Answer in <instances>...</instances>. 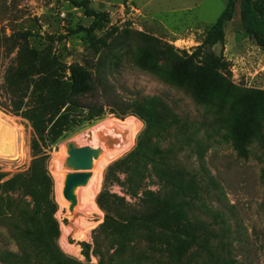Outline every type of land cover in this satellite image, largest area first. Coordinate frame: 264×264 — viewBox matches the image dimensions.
I'll list each match as a JSON object with an SVG mask.
<instances>
[{
    "label": "rangeland",
    "instance_id": "374dc122",
    "mask_svg": "<svg viewBox=\"0 0 264 264\" xmlns=\"http://www.w3.org/2000/svg\"><path fill=\"white\" fill-rule=\"evenodd\" d=\"M81 1L0 0V95L3 96L0 119L16 129L19 151L14 159L0 158V172L7 174L4 181L28 171L34 159L31 124L8 111V101L1 89L5 71L16 55L9 53L10 46L5 47L4 37L30 30L42 41L52 38L54 52L68 63L79 62L90 67L96 76V88L82 96V105L98 103L107 110L106 116L84 123L48 153L46 164L54 181L51 195L58 206L55 214L60 228L55 241L58 250L83 264H98L99 258L92 249L89 258L84 255V243L93 244L96 236L100 243L108 241L105 234L94 233L106 218L100 207L99 213L86 216L92 223L88 232L76 235V218L68 215L67 208L58 199V180L52 166L60 158L62 145L100 123H108L111 118L136 117L138 123L127 148L106 159L96 201L103 190L125 196L126 173L119 171V163L136 147L144 123L136 115L123 119L116 112L125 110L136 97L158 95L190 127L205 124L190 140V145L185 144L187 147L178 152L177 161L203 178L204 190L194 201L193 215L210 224L216 235L209 251L198 246L193 248L184 264H264V182L261 178L264 142L259 141V136L264 134V97L255 93L264 91V48L244 27L240 1H236L235 15L225 26V43L213 46L204 43L206 33L229 0H89V8L99 16L97 20L77 5ZM96 21L99 28L94 32L96 38L109 40L115 36L111 49L102 52L101 64L88 33ZM135 32L168 43L180 56L186 51L194 64L205 63L209 69H184L172 59L158 60L159 53L148 54L140 48ZM144 55L156 62L154 68L135 63ZM173 75L176 81L171 82ZM219 75L226 80L218 79ZM250 117L256 121L250 125L255 137L250 144L245 142L241 146L243 143L238 138L246 133ZM243 150L246 154L241 153ZM200 151L205 153L203 160L199 158ZM157 181L156 177L145 179L153 189L158 188ZM25 199L28 200L16 195L13 209L24 208ZM7 202L5 194L0 192V252H20L8 230L7 214L13 209L8 210ZM118 242L112 247L116 264H168L166 254L156 244L151 246L139 240L128 244ZM0 264L13 262L0 261ZM25 264L40 263L32 260Z\"/></svg>",
    "mask_w": 264,
    "mask_h": 264
},
{
    "label": "trees",
    "instance_id": "16d2710c",
    "mask_svg": "<svg viewBox=\"0 0 264 264\" xmlns=\"http://www.w3.org/2000/svg\"><path fill=\"white\" fill-rule=\"evenodd\" d=\"M236 1L229 0L227 7L207 31L206 45L225 43V26L235 15ZM239 1L244 27L264 48V0ZM77 3L96 20L99 19L98 14L89 8V0ZM97 29L96 21L88 33L95 54L100 55L98 63L101 64V54L111 49L115 36L109 40L96 38L94 32ZM135 33L139 36L140 48L148 54L159 53L161 58L158 60L167 62L172 59L184 69H209L208 64H194L186 51L180 56L168 43L143 32ZM4 39L5 47L10 46L9 53L16 55L5 71L1 89L8 101V111L31 124L34 159L28 171L15 174L8 180L4 181L7 174L0 172V192L8 199L9 211L14 207L16 195L28 198L25 199L24 208L17 209L16 206L7 214L8 230L20 252L1 251L0 261H11L13 264H25L32 260L40 264H83L59 251L55 245L60 235L59 223L55 218L58 206L51 195L54 181L46 159L51 148L66 135L84 123L106 116L104 105L93 103L84 106L81 102L82 96L95 90L96 76L88 65L68 63L57 55L53 50L54 40L50 37L42 41L32 31L26 30ZM147 55L135 63L143 68H154L156 62L149 61ZM218 79L226 80L222 75ZM173 81H176L174 75ZM255 93L264 97V91ZM2 97L0 95V99ZM116 114L123 119L136 115L143 121L144 128L137 136L136 147L119 163V171L126 173V195L103 190L97 198L106 218L94 233L105 234L108 241L106 244L100 243L98 237H94L93 244L84 243V255L89 258L92 249V253L99 258L98 264H116L115 251L112 252L115 241L128 244L138 240L149 242L151 246L158 245L166 254L168 264H184L197 246L209 251L216 233L205 220L193 215L194 201L204 190L203 178L177 161L178 152L187 147L185 144L190 145V140L205 124L190 127L174 107L158 95L136 97L125 110ZM253 121L250 117L244 130L246 133L238 138L243 143L241 146L245 142L250 144L255 137L250 131L251 123H256ZM259 141L264 142V134L259 136ZM241 153L246 154L244 150ZM204 156L205 153L200 151V160ZM149 176L157 178V189L145 183ZM261 178L264 182V168Z\"/></svg>",
    "mask_w": 264,
    "mask_h": 264
},
{
    "label": "bare ground",
    "instance_id": "6f19581e",
    "mask_svg": "<svg viewBox=\"0 0 264 264\" xmlns=\"http://www.w3.org/2000/svg\"><path fill=\"white\" fill-rule=\"evenodd\" d=\"M137 123L138 119L136 117H128L125 120L111 118L108 123H100L75 139L65 142L63 144L65 148L62 145L59 152L60 158L58 161L55 160L56 162L53 163L52 167L58 180V199L67 208L68 215L76 218V235L88 232L89 227L92 225L87 221L86 216L100 212L96 201V193L101 183L102 170L107 157H113L119 150L127 148ZM101 138L111 139L113 145L108 146ZM70 143H74L76 147L87 145L92 148L91 175L86 183L74 188L73 194L76 197V203L64 196L66 175L71 171L69 167L64 165ZM18 152L16 129L0 119V158L5 156V158L14 159L17 157ZM72 228L71 226L70 230Z\"/></svg>",
    "mask_w": 264,
    "mask_h": 264
},
{
    "label": "water",
    "instance_id": "95a60500",
    "mask_svg": "<svg viewBox=\"0 0 264 264\" xmlns=\"http://www.w3.org/2000/svg\"><path fill=\"white\" fill-rule=\"evenodd\" d=\"M101 139L108 146L113 145L111 139ZM64 165L71 169L66 175L64 196L76 203V197L73 194L74 188L86 183L91 175L92 148L87 145L76 147L74 143H70Z\"/></svg>",
    "mask_w": 264,
    "mask_h": 264
}]
</instances>
